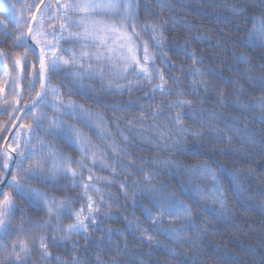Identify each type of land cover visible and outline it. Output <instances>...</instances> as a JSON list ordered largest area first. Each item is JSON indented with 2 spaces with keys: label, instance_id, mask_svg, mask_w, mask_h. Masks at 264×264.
Wrapping results in <instances>:
<instances>
[{
  "label": "snow or ice",
  "instance_id": "obj_1",
  "mask_svg": "<svg viewBox=\"0 0 264 264\" xmlns=\"http://www.w3.org/2000/svg\"><path fill=\"white\" fill-rule=\"evenodd\" d=\"M157 6L161 11L172 8L167 0ZM225 7L234 17L246 11L234 4ZM0 9L7 13L0 18V36L10 39L12 48H23L11 57L0 49V112L8 114L0 124V264H133L125 259L131 255L125 232L150 247L162 246L163 264H196L201 253L197 213L205 218L230 213L231 189L218 176L222 165L213 168L200 160L185 164L171 156L138 160L130 148L163 146L182 156L199 157L183 138L190 134L199 139L210 133L235 152L257 143L264 149V62L257 64L248 54L255 52L264 61V12L244 16L251 27L232 42L234 65H243L244 73H251L247 79L260 90L250 103H242L241 74L225 75L223 69L205 64L204 57L190 47V39L207 37L191 36L194 26L185 24L190 39L169 47L167 21L141 22L138 0H30L20 5L18 13L16 3L0 0ZM178 23L173 20V27ZM217 47L226 46L217 40ZM170 53L186 58L187 67L169 64ZM165 67L181 75L166 76ZM140 88L150 93L137 98L138 103L129 100L123 108L119 102L101 100ZM209 94L216 97L211 108L204 106ZM73 96L111 109L114 118L107 119L104 112ZM157 96L162 98L158 102ZM137 106L135 116L124 114ZM227 108L233 111L225 114ZM257 110L258 130L250 127L246 115ZM186 118L198 120V128L193 129ZM8 125L15 131L4 136L2 132L13 131ZM149 164L153 168L146 170ZM156 166L169 170L175 186L153 183L159 174ZM134 168L143 175L132 182L130 192L127 176L134 175ZM96 169L109 174L98 175ZM119 175L125 176L119 181L125 197L133 203L137 193L148 198L141 216L124 217L123 231L106 224L116 207L107 189ZM230 175L235 195L250 199L235 171ZM65 190L77 195H56ZM77 202L79 207H74ZM41 212L43 216L35 219ZM114 233L122 243L114 240ZM161 235L172 243L161 241ZM81 240L84 253L96 250L95 259L81 253ZM59 248L65 254L53 251ZM105 249L107 259L101 255Z\"/></svg>",
  "mask_w": 264,
  "mask_h": 264
},
{
  "label": "trees",
  "instance_id": "obj_2",
  "mask_svg": "<svg viewBox=\"0 0 264 264\" xmlns=\"http://www.w3.org/2000/svg\"><path fill=\"white\" fill-rule=\"evenodd\" d=\"M9 4H17V13L21 4H27L30 0H8ZM38 2V0H37ZM164 0H138L139 3V19L141 22L145 20L164 23L167 21L165 37L169 47L174 43H183L185 39H190L188 30L183 26L185 24H192L194 27L191 36L198 34L204 35L203 40L190 39V47L195 48L198 54L204 57L205 64H211L217 67L218 70L223 69L225 75L231 77L234 73L239 72L240 84L243 85L245 92L240 95L242 103H250L253 95L259 96L260 90L251 80L247 79V75L251 73H244V66L234 65L232 42L238 37L244 35L248 28L251 27V22L245 23L244 16L260 15L264 12V0H167L172 4V8L161 9L157 6L158 3ZM234 4L237 7H244L246 9L243 16L234 17L231 12L226 10L225 5ZM7 13L0 9V18H6ZM179 21L175 27L172 21ZM228 39H225V38ZM148 38V37H145ZM217 40L225 45V48L217 47ZM70 46V45H69ZM0 49H4L11 57L17 52H23V48L15 49L11 47V40L0 36ZM235 54H239V50H235ZM249 55L255 57L257 64L261 61L259 55L255 52H249ZM169 64L175 63L177 67L181 64L187 67L189 61L184 57H175L170 53ZM159 65V61L157 62ZM31 64V58H29ZM229 65H233L230 69ZM166 76H180L181 73L176 69L168 70L165 67ZM26 83V81H25ZM53 83H57L53 80ZM171 83V81H170ZM184 86H187L188 79L183 80ZM97 87L99 85H96ZM230 91V89H229ZM146 92L150 93L148 88L135 89L133 93H125L122 96H102L101 100L104 103L113 104L119 102L121 107H125L129 100L138 103L137 98H143ZM79 103L86 107H91L94 110L104 112L107 119L112 120L113 112L111 109H104L102 106L93 104L90 100L81 99L79 96H73ZM162 98L157 96L155 101ZM216 97L209 94L205 107L211 108ZM234 101V98H233ZM142 102V101H140ZM45 111H48L45 109ZM225 114L232 112L233 109L227 108ZM139 112L138 106L130 109L124 114L128 117H133ZM119 115V113H117ZM163 115H166L164 113ZM163 115L161 118H163ZM250 121V127L259 128V112L256 114H246ZM8 120L6 112H0V124ZM126 121H121L124 125ZM146 123H151L150 120ZM186 123L190 124L193 129L198 128L199 121L186 118ZM8 127H13L9 125ZM78 127H81L78 125ZM84 131H88L86 128ZM10 132H2V135L8 136ZM91 135V133H89ZM95 139V137H93ZM183 139H186L187 146L200 153L199 157L182 156L178 152L161 146L159 149L152 145H139L138 147L130 148L132 155L138 160L151 159H168L170 156L174 160H181L185 164H192L200 160L207 161L213 168L220 167L218 172L219 179L226 188H230L228 205L230 213L226 216H212L208 215L206 218L203 213H197L195 225L200 229L199 244L201 253L197 259L196 264H264V208L261 204L264 203V149L260 144L249 146L245 145L240 152H235L231 148L225 147L218 143L212 134L206 133L202 138H193L188 134ZM240 147L239 143L235 145ZM63 147V146H61ZM142 148L143 150H139ZM223 149V150H222ZM68 151V149H65ZM226 153L231 156L228 159ZM76 157L75 153H71ZM127 162V161H126ZM152 165H147L146 170L152 169ZM251 169V173H249ZM159 174L156 176L153 183H167L170 186H175L176 181L169 174L167 168L156 166L154 169ZM98 175H108L104 170L96 169ZM235 171L238 182L246 189V196L250 199H242L239 195H235V185L232 181L230 173ZM134 175L127 176L128 190L132 191V182L140 179L143 173L136 168L133 169ZM125 179L124 175L117 176V183L109 186L107 189L113 194L116 207L113 209V219L106 221L107 225L113 228H120L122 231L127 227L125 216L132 217L141 216L142 205L148 202L146 196H140L137 193V202L133 203L131 199L124 196L123 191L119 187V181ZM61 183H65L61 181ZM42 187V186H41ZM47 190V189H42ZM56 195L76 196L77 193L71 190L64 192H57ZM74 207H79L77 202ZM211 207V205H209ZM30 214L31 210H30ZM43 213H36L35 219H39ZM67 222V218H65ZM195 230V229H194ZM97 232L95 235L98 236ZM127 236L129 249L131 255L125 259L132 261L133 264H140L142 260L144 264H163L166 258V252L162 246H149L146 241L134 239L133 235L125 232ZM158 238L164 243L171 244V241H166L161 235ZM79 239V238H74ZM114 240H121L122 238L114 233ZM81 243V253L88 255L90 259H95L96 250L92 249L90 253H84L83 241ZM175 246V245H174ZM182 251V249H180ZM55 253L65 254L63 248L54 249ZM101 255L107 259L109 252L107 249L101 252ZM33 260L38 259V255L33 253Z\"/></svg>",
  "mask_w": 264,
  "mask_h": 264
},
{
  "label": "rangeland",
  "instance_id": "obj_3",
  "mask_svg": "<svg viewBox=\"0 0 264 264\" xmlns=\"http://www.w3.org/2000/svg\"><path fill=\"white\" fill-rule=\"evenodd\" d=\"M9 126V125H8ZM14 128V127H13ZM10 134H11V132L9 133V135L8 136H10Z\"/></svg>",
  "mask_w": 264,
  "mask_h": 264
}]
</instances>
